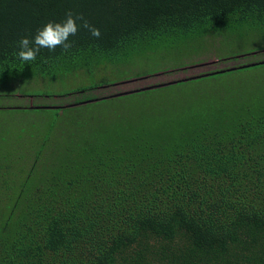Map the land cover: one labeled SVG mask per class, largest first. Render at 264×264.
I'll return each mask as SVG.
<instances>
[{"label":"trees","instance_id":"16d2710c","mask_svg":"<svg viewBox=\"0 0 264 264\" xmlns=\"http://www.w3.org/2000/svg\"><path fill=\"white\" fill-rule=\"evenodd\" d=\"M68 11L100 37L81 27L67 51L17 58L22 37ZM243 26L264 33V0H0V83L97 81L159 44ZM246 59L219 62L258 61ZM248 70L264 64L175 83L242 73L220 102L192 87L171 118L157 92L172 85L118 97L103 77L56 106L30 102L33 141L0 132V264H264V78ZM123 99L135 111L104 107Z\"/></svg>","mask_w":264,"mask_h":264},{"label":"rangeland","instance_id":"374dc122","mask_svg":"<svg viewBox=\"0 0 264 264\" xmlns=\"http://www.w3.org/2000/svg\"><path fill=\"white\" fill-rule=\"evenodd\" d=\"M215 29L216 27H205L203 30H209L211 33L204 40H202L203 38L193 40L189 36L183 44H177L167 49H165L166 47L163 44H159L155 47L159 51L147 52L145 55L142 54V59L139 58L137 60L132 57L122 65H109L106 69L97 70L95 75L97 81H93L90 77H82V79L76 80V76H71L61 85L48 81L33 80L28 82L25 80L27 77L16 82V84L12 83L8 85L9 82L2 81L0 83V132L3 131L9 135L7 133L9 130L12 132V142L29 145L30 141H33V110L27 108L30 102L48 107L56 106L55 103L60 102V100L56 99L58 95L74 91L81 85L99 83V78L102 77L106 78L109 84L115 85L111 88L112 91L110 93L118 94L196 77L230 67H237L233 63L220 64L219 61L221 60L244 56V58H247V61H264V33H256L248 26L235 30V33H228L226 30L222 33H216L214 32ZM255 53H259V55L250 58ZM258 71L260 70H256V72L255 70H248L247 72L249 73H246L248 74L246 76L252 80L255 76H261L262 72ZM237 75H242V73H233L228 76L209 78L203 81L197 80L196 83L194 82L186 86L172 85L157 92L160 96L157 101L168 106L167 117L171 118L179 112L177 109L179 103L192 101V87L201 94L208 95L205 98L206 103L220 102L221 98L225 95L224 90L226 89L223 87L226 82L238 81L237 83H240L242 81L240 77H236ZM243 78L245 79V77ZM262 78H264V75L261 76ZM236 86L238 87V85ZM33 96L39 98L33 99ZM129 100L123 99L112 103L107 102L104 107L106 110L113 107H126L129 112L135 111L136 107ZM100 111V109L87 108L84 110V113L94 116V114ZM39 118L35 117V119ZM2 139L7 140L5 137Z\"/></svg>","mask_w":264,"mask_h":264},{"label":"clouds","instance_id":"9594fccd","mask_svg":"<svg viewBox=\"0 0 264 264\" xmlns=\"http://www.w3.org/2000/svg\"><path fill=\"white\" fill-rule=\"evenodd\" d=\"M77 21L81 23L78 24ZM81 27L87 29L93 37L99 38L101 35L100 30L85 20L82 14L68 11L62 22L49 21L43 28L37 30L34 37H22L17 42L19 49L16 53L17 58L24 62L35 61L41 48L55 52L57 47H61L67 51L72 46L69 37L74 36Z\"/></svg>","mask_w":264,"mask_h":264},{"label":"water","instance_id":"95a60500","mask_svg":"<svg viewBox=\"0 0 264 264\" xmlns=\"http://www.w3.org/2000/svg\"><path fill=\"white\" fill-rule=\"evenodd\" d=\"M258 64H264V61L256 62V63H250V64H245V65L238 66V67H230V68H227V69H224V70H218V71H213V72L205 73V74H202V75L196 76V77H190V78H186V79H182V80H178V81L168 82L166 84H159V85L148 86V87H144V88L137 89L135 91L138 92V91L151 90V89H154V88H161L163 86L174 85L175 83L180 82V81L181 82H185V81H188V80H194L196 78L203 77V76H208V75H212V74H219V73H224V72L235 71L237 69L249 68V67H253V66L258 65ZM132 92H134V91L122 92V93L116 94L115 96H118L119 97V96L129 95Z\"/></svg>","mask_w":264,"mask_h":264}]
</instances>
